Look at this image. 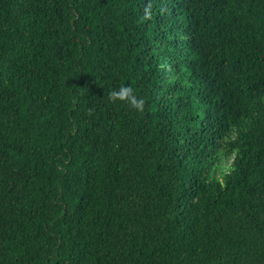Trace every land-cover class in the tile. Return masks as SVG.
<instances>
[{
	"label": "trees",
	"instance_id": "16d2710c",
	"mask_svg": "<svg viewBox=\"0 0 264 264\" xmlns=\"http://www.w3.org/2000/svg\"><path fill=\"white\" fill-rule=\"evenodd\" d=\"M0 264H264V0H0Z\"/></svg>",
	"mask_w": 264,
	"mask_h": 264
},
{
	"label": "clouds",
	"instance_id": "9594fccd",
	"mask_svg": "<svg viewBox=\"0 0 264 264\" xmlns=\"http://www.w3.org/2000/svg\"><path fill=\"white\" fill-rule=\"evenodd\" d=\"M150 16V8L145 9L144 19H148ZM111 103H123L127 104L131 109L136 111H142L145 105V100L139 98L131 86L122 85L118 90H112L108 97Z\"/></svg>",
	"mask_w": 264,
	"mask_h": 264
}]
</instances>
